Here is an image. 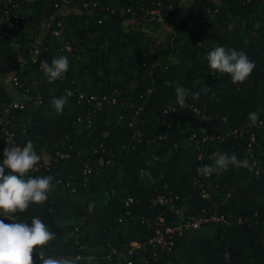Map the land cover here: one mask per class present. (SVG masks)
<instances>
[{
  "label": "trees",
  "instance_id": "obj_1",
  "mask_svg": "<svg viewBox=\"0 0 264 264\" xmlns=\"http://www.w3.org/2000/svg\"><path fill=\"white\" fill-rule=\"evenodd\" d=\"M15 1L26 20L0 24V59L2 74L19 76L16 93L28 103L0 123V160L7 128L12 143L31 140L41 156L27 175L52 179L45 202L0 210V218L38 216L55 234L40 251L73 264H264V0H68L58 8L56 0ZM157 8L165 25L183 12L166 35L143 18ZM215 46L247 53L255 67L245 81L212 72L206 56ZM60 55L69 69L49 81L41 62ZM18 57L25 62L12 64ZM177 87L188 90L185 106ZM80 95L116 100L96 109ZM53 97H67L61 112ZM13 100L0 80V115ZM214 153H235L249 166L216 169ZM100 161L98 173L85 171ZM204 165L214 170L204 174ZM160 194L173 203L153 204ZM215 211L230 224L183 228L170 248L151 242L161 218L178 227ZM37 255L34 248V264Z\"/></svg>",
  "mask_w": 264,
  "mask_h": 264
},
{
  "label": "clouds",
  "instance_id": "obj_2",
  "mask_svg": "<svg viewBox=\"0 0 264 264\" xmlns=\"http://www.w3.org/2000/svg\"><path fill=\"white\" fill-rule=\"evenodd\" d=\"M207 64L212 72L230 75L233 83L245 81L252 73L255 64L243 50L215 46L208 51ZM41 68L49 79L55 81L64 76L69 69V59L65 55L54 57L51 63L41 62ZM176 99L181 106L186 105L188 90L177 87ZM193 98L199 93L192 94ZM67 97H53L52 105L57 112L63 110ZM258 113L253 111L248 114L252 125L258 121ZM7 147L2 150L3 159L0 160V210L4 213L23 211L30 203H43L48 199L51 187L50 176L27 175L38 162L41 156L34 148L31 140L22 146H17L7 139ZM216 169H226L229 164L248 167L247 160L238 159L235 153H214ZM211 165H204L203 172L208 174L213 171ZM0 217H4L0 215ZM6 223L0 218V264H34L33 249L39 254L40 264H73L67 257L43 255L40 249L53 239L54 233L38 216L31 222L17 221ZM91 259V258H90Z\"/></svg>",
  "mask_w": 264,
  "mask_h": 264
},
{
  "label": "built area",
  "instance_id": "obj_3",
  "mask_svg": "<svg viewBox=\"0 0 264 264\" xmlns=\"http://www.w3.org/2000/svg\"><path fill=\"white\" fill-rule=\"evenodd\" d=\"M61 3L64 4H70L71 2L68 0H56L53 4L56 8H58ZM19 6L15 0H0V24L7 28H13L18 27L20 24L25 22V17L19 12L18 10ZM159 16L161 18L163 17L161 11H159ZM60 25V24H59ZM41 49V41L37 36L33 37V42L31 44V52L33 53L34 60L39 55ZM67 51H74L76 50L74 47H71L70 45L66 46ZM12 64L16 65L18 63H23L25 60L23 57H18L16 59H13ZM4 70L3 64L1 63L0 59V74H2ZM11 83L15 87L22 88V83L20 82L19 76L13 72L8 74ZM69 93H73L72 91H69ZM116 100V96H114L112 99L106 97V96H98V95H80L79 102L82 103H90L95 106V108L100 109L105 103L114 102ZM28 100L26 96H20L18 99H14L12 102L8 104H3L1 115H0V123H9V117L11 115L12 109L17 108H23L25 105H27ZM6 140L11 138V141L13 140V133L10 132L6 128ZM255 140V137L252 138ZM14 143V141H13ZM60 155H62L60 153ZM104 161H100L99 165L97 167H94L91 164L86 163L85 164V171L88 173H91L92 171L99 172L100 168L103 167ZM38 166L36 165L32 170L37 169ZM30 170V171H32ZM202 188V193L204 197L211 198V194L208 192V190L205 188L204 184H200ZM133 201L132 197H129L127 199V205H130ZM153 204H171L173 203V197L172 196H166V195H158L156 198L152 200ZM210 223H221V224H230L229 217H226L222 214H220L218 211H215L212 214H204L200 217H189L185 219L178 227H173L171 225H167L164 222V219L161 218L159 221L155 224V237L151 240V242H154L156 244L165 245L168 248L173 244V235L176 231H182L184 229H200L204 224H210ZM133 245H137L136 242L132 243ZM43 255H45L43 252H41ZM39 255V254H38ZM37 255V256H38ZM226 256L229 257V253H226ZM39 257V256H38ZM129 264H132V261L129 262Z\"/></svg>",
  "mask_w": 264,
  "mask_h": 264
},
{
  "label": "rangeland",
  "instance_id": "obj_4",
  "mask_svg": "<svg viewBox=\"0 0 264 264\" xmlns=\"http://www.w3.org/2000/svg\"><path fill=\"white\" fill-rule=\"evenodd\" d=\"M159 11H160V9H158V8L157 9H154V10H151V11H146V12H144L143 18L146 21H150V22L152 21L155 24H157L158 26H160V27H158L159 32L162 35H166V34H168L173 29V27L175 26V24L177 22H179V20L181 19V17H183V12L182 11L177 12L175 14V16H172V18L170 19V21L168 22V24L165 25L164 24V17L161 18V16H159ZM0 80L4 81L7 84L8 88L13 93V95L16 96V88L13 85V83H11V79H10L9 75H7V74H0ZM14 99H18V98L17 97H14ZM167 133L168 134H171L172 133V129L169 128L168 131H167ZM69 223H72V221H70ZM38 256L36 257V259H39Z\"/></svg>",
  "mask_w": 264,
  "mask_h": 264
},
{
  "label": "crops",
  "instance_id": "obj_5",
  "mask_svg": "<svg viewBox=\"0 0 264 264\" xmlns=\"http://www.w3.org/2000/svg\"><path fill=\"white\" fill-rule=\"evenodd\" d=\"M14 97H17V98H19L20 96H19V94H18V93H16V96H14Z\"/></svg>",
  "mask_w": 264,
  "mask_h": 264
}]
</instances>
